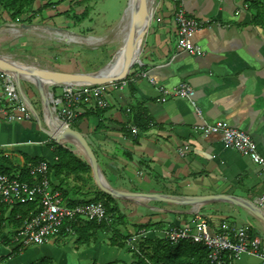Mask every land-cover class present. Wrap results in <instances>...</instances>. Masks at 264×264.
I'll list each match as a JSON object with an SVG mask.
<instances>
[{"label":"crops","instance_id":"1","mask_svg":"<svg viewBox=\"0 0 264 264\" xmlns=\"http://www.w3.org/2000/svg\"><path fill=\"white\" fill-rule=\"evenodd\" d=\"M253 3L264 13V0H183L187 14L205 22L194 37V43L202 48L196 54L178 49L172 0L157 1L127 87L110 88L109 107L96 108L89 103L85 115L72 125L86 137L110 186L138 195L117 198L106 193L113 198L111 204L116 206L121 223L98 230L97 239L89 244L78 243L77 235L60 234L45 244L21 249L14 239L18 227L11 217L12 207L0 205V264H31L44 257L51 258V264H131L135 251L127 243L112 246L113 234L123 242L126 236L144 230L135 242L140 247L143 239L162 238V230L169 224H189L197 214L211 218L214 225L222 220L247 225L264 242V221L240 206L147 197L231 194L256 203L264 193L261 166L228 146L220 134L204 135L197 129L204 122L227 121L249 133L264 156V20L256 22ZM182 82L195 89L194 100L202 116L186 98L157 101L158 86L172 89ZM5 97L0 81V99ZM138 106L146 111V128L136 122L130 109ZM39 118L27 120L20 112L0 114V166L18 174L22 167L45 160L51 184L62 192L65 202L76 204L100 197L104 191L87 157L74 143L61 145L90 170L73 173L50 168L57 156L47 134L50 130L44 126L48 125L46 117L43 121ZM132 126L138 128L137 133ZM185 146L189 149L182 154ZM237 264L264 261L244 254Z\"/></svg>","mask_w":264,"mask_h":264},{"label":"built area","instance_id":"2","mask_svg":"<svg viewBox=\"0 0 264 264\" xmlns=\"http://www.w3.org/2000/svg\"><path fill=\"white\" fill-rule=\"evenodd\" d=\"M172 2L174 18L178 25V49L181 52L200 54L202 48L194 43V37L205 22L189 16L183 0H172ZM142 75L147 74L142 73ZM128 76L129 73L120 80L105 84H63L60 96L52 93L55 116L64 125L72 127L85 115L87 104L90 103L96 108L109 107L111 102L108 98V91L110 88H126ZM1 77L4 80L6 97L0 99V114L12 116L15 112H20L27 120L35 119L36 116L28 103L30 99L25 92L21 93L16 78L0 70V79ZM150 80L155 83L153 78ZM158 90V102L164 103L171 98H186L192 102L195 111L202 116V110L194 100L196 91L189 83L182 82L172 89L160 85ZM197 129L204 135L220 134L228 146L248 156L264 169V156L260 154L257 143L249 133L223 120L213 123L204 122ZM132 130L135 133L138 132L136 126H132ZM188 149V146L183 147L181 153L183 154ZM29 173L33 180H23L18 174H7L0 169V200L2 203L10 207L16 204L39 203V209L24 218L16 229L14 239L19 249L30 245H42L59 236L67 220H87L99 223L112 220L106 205L100 200H89L76 204L65 202L62 192L53 188L51 184L47 161L31 164ZM256 203L264 210V193ZM144 232L142 230L134 233L127 240L128 246L140 255H143L142 251L135 242L136 238ZM162 238L173 244H178L183 240L204 244L208 249L211 264H237L244 254L254 255L264 261V242L261 237L253 235L249 226L238 225L228 220H222L218 225H214L205 216L197 214L189 224H169L162 230Z\"/></svg>","mask_w":264,"mask_h":264},{"label":"rangeland","instance_id":"3","mask_svg":"<svg viewBox=\"0 0 264 264\" xmlns=\"http://www.w3.org/2000/svg\"><path fill=\"white\" fill-rule=\"evenodd\" d=\"M128 4L129 0H36L33 10L41 12L29 22L11 21L0 7V54L29 64L37 59L45 66L61 72L98 71L112 61L119 50L124 34H119L118 30ZM24 24L30 27H25ZM8 26L14 27L16 31ZM49 27H63L69 35L91 37L94 42L77 43L64 36L57 38ZM0 81L4 88L2 77ZM62 85L49 88L50 95L47 97L51 101L52 91L60 96ZM21 86L32 99L38 118L45 120L46 107L42 91L35 83L26 79H22ZM49 109L54 113L53 107ZM44 126L49 128L46 124ZM51 140L58 143L52 138Z\"/></svg>","mask_w":264,"mask_h":264},{"label":"trees","instance_id":"4","mask_svg":"<svg viewBox=\"0 0 264 264\" xmlns=\"http://www.w3.org/2000/svg\"><path fill=\"white\" fill-rule=\"evenodd\" d=\"M36 0H0V7L7 14L9 19L13 22H29L33 19L34 15L41 11L33 10V6ZM252 7L257 11L255 20L260 22L264 20V13L262 7L258 4L253 3ZM39 10V9H37ZM135 112L136 122L140 123L144 128L148 126V121L146 120V111L141 106L130 108ZM52 145L55 149V155L57 156V161L54 166L50 168H55L56 171H67L73 173L87 172L90 170V166L82 162L72 150L65 148L63 145L52 141ZM3 159H7L3 157ZM43 161V160H39ZM38 161V162H39ZM2 172L7 174L10 173L3 166H0ZM23 180H33V177L29 173V166L22 167L20 173H18ZM110 195L105 192L98 198L93 200L102 201L110 215L113 217L110 222H97V221H87V220H67L61 229V234H73L77 235V242L80 244H89L93 240L97 239V231L105 230L108 228H114L116 225L121 223L118 214L116 213V206L111 204ZM0 205L7 206L0 200ZM10 207V206H8ZM39 209V203H25L16 204L12 206L11 217L13 218L14 225L19 227L31 212H36ZM116 218V220H115ZM149 226H146V229ZM254 235V232L252 231ZM131 236V235H128ZM127 238L125 241H120V237L117 233L113 234L110 239V244L112 246L124 247L127 243ZM140 249L143 255L136 252L133 253L134 261L131 264H211L208 258L207 247L198 242H193L190 240L180 241L178 244H173L168 242L163 238H145L140 242ZM53 260L51 258L44 257L40 261L31 264H51Z\"/></svg>","mask_w":264,"mask_h":264},{"label":"water","instance_id":"5","mask_svg":"<svg viewBox=\"0 0 264 264\" xmlns=\"http://www.w3.org/2000/svg\"><path fill=\"white\" fill-rule=\"evenodd\" d=\"M148 13H149V9H148L147 0H139L138 7L132 17L130 31H129V35L127 39L126 45L128 49V54H127L123 68L115 74H106L104 71L105 68H102L98 71H93V72H61V71L54 70V69L31 72L26 69L15 66V65L6 64L2 62L1 59H0V70L7 72L16 78L19 89L21 93L23 94H24V91L21 86V81L22 79H25L27 77H33L35 79H38L39 77H44L50 80H58V81L64 82L62 84H105L111 81L120 80L124 78L125 76H127L132 66L134 65V63L139 61V57L136 60L137 53L141 49V44L148 30L151 17H149L146 23H144L143 28L139 32L137 30V22L139 19H141L143 15L148 14ZM24 26L30 27V25L28 24H24ZM49 30L54 32L57 38H62L64 33H69L67 30H64L62 28L49 27ZM28 103L30 105L31 110L35 114V116L38 117L37 111L34 105L32 104V102L28 100ZM48 105L50 107H53L51 106V103L49 102H48ZM64 127L72 135V139L70 141L59 140V137L55 136L53 133H50V132H47V133L52 139L56 140L59 144L79 143L84 148L86 157L92 167L96 180L100 188L103 191L117 198H127V197L138 195L135 193L133 194V193L121 192V191H118L112 188V186H110V184L105 180L99 168L96 156L92 148L90 147L89 143L87 142L86 137L82 133H80L79 131L75 130L74 128L70 126L64 125ZM147 197L170 200V201H175V202H182L185 204H196V205L204 204L208 202H216V201L226 202V203H230V204L245 208L246 210L250 211L252 214H254L255 216H257L258 218L264 221V210H262V208L257 203L244 199L242 197L236 196V195L209 194V195H202V196H185L184 198H181V197H176V196H162V195L160 196V195H155V194H148Z\"/></svg>","mask_w":264,"mask_h":264},{"label":"bare ground","instance_id":"6","mask_svg":"<svg viewBox=\"0 0 264 264\" xmlns=\"http://www.w3.org/2000/svg\"><path fill=\"white\" fill-rule=\"evenodd\" d=\"M155 1L156 0H147L149 13L143 15L141 17V19L138 20V22H137L138 32L143 28L144 23H146V21L149 19V17H151V15L154 11V8H155V6H154ZM138 4H139V0H129L128 8L126 10V14H125V16H124V18H123V20L119 26V30H118L119 34H122V33L124 34V35L122 34L124 37H123L122 43H121L119 50H118L116 56L114 57V59L102 67V68H105L104 71L106 74H115V73L119 72L124 66V63H125V60H126V57L128 54V49H127L126 44H127L129 31H130V25L132 22V17H133V15H134L137 7H138ZM8 28L16 31V29L12 26H8ZM52 33H54V32H52ZM69 34L70 33H66L63 36H64V38H66L67 40L72 41V42L89 44L94 40V38L92 39L91 37H84V36L74 35V34L69 35ZM53 35H55V33ZM98 41H100V40H98ZM140 51H141V49L137 53L136 60L139 57ZM0 59L2 62L6 63V64L15 65V66H18L20 68L31 71V72H37L40 70H53L52 68L45 66L41 61H38L37 59H34L30 64L24 63V62L19 61L17 59H14L12 56H9V55L0 54ZM25 79L30 81V82L35 83L39 87V89L42 91L41 93L43 94V97L45 98V102H44L45 107H46L45 117H46L47 124L49 126V130H50L49 132L53 133L55 136L59 137V140L70 141L72 139V135L66 130V128L64 127V124L60 120H58V118L55 116V114L49 109L51 107L48 105V102L52 103V101L47 97L48 95H50L49 88L51 86L59 85V84H62L64 82L58 81V80H50V79H47L44 77H39L38 79H35L33 77H27ZM51 95H52V93H51ZM75 145L86 156L84 148L79 143H77V144L75 143Z\"/></svg>","mask_w":264,"mask_h":264}]
</instances>
